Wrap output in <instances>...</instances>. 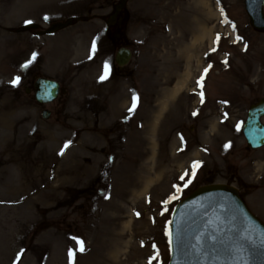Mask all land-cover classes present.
<instances>
[{"label": "rangeland", "instance_id": "rangeland-1", "mask_svg": "<svg viewBox=\"0 0 264 264\" xmlns=\"http://www.w3.org/2000/svg\"><path fill=\"white\" fill-rule=\"evenodd\" d=\"M117 1L0 0V264H167L172 209L206 184L264 222V146L241 132L264 97V33L243 0H127L115 32ZM37 77L63 91L36 103Z\"/></svg>", "mask_w": 264, "mask_h": 264}, {"label": "water", "instance_id": "water-1", "mask_svg": "<svg viewBox=\"0 0 264 264\" xmlns=\"http://www.w3.org/2000/svg\"><path fill=\"white\" fill-rule=\"evenodd\" d=\"M119 0L112 24L124 7ZM264 0H244L250 25L264 32ZM71 20L56 22L41 33L50 34L66 27ZM33 28L31 24L24 28ZM130 51L121 48L115 56L117 65L126 64ZM39 102L53 100L58 83L39 79L36 82ZM264 97L249 106L242 132L251 148L264 145ZM168 264H264V224L246 207L238 190L227 184L200 186L182 199L174 208L170 222V260Z\"/></svg>", "mask_w": 264, "mask_h": 264}, {"label": "snow or ice", "instance_id": "snow-or-ice-1", "mask_svg": "<svg viewBox=\"0 0 264 264\" xmlns=\"http://www.w3.org/2000/svg\"><path fill=\"white\" fill-rule=\"evenodd\" d=\"M24 22H25V23H31L32 21L26 20V21H24ZM237 39H240V38L237 37ZM218 40H219V36H217V41H218ZM92 50L95 51V41H93ZM212 50L214 51L215 49L213 48ZM32 55H33V58H35L36 53H33ZM28 63H31V60H29ZM24 66L26 67L27 65H24ZM104 67H105V75H102V76L100 77L101 80H103V79L106 78L107 70H108L107 62L105 63V66H104ZM209 67H211V65H209ZM207 71H208V68H205V69H204V72L207 73ZM18 80H19V77H17L16 79H14V80L12 81V83H13V84H16V83L18 82ZM202 80H203V76H201L200 80L197 81V85H198V86H202V85H201V81H202ZM136 101H137V97L135 96V94H133V103H132V107H130V108L128 109L129 112H132V111L134 110V108L136 107ZM201 102H203V93H202V92H201ZM193 114L195 115V113H193ZM69 143H70V142H65V145H64V146L67 147ZM225 147L227 148L228 145H225ZM199 164H200L199 161H194L193 164H192V168H193L192 176H193V177L195 176V169L199 166ZM187 175H188L187 172H185L184 175H181V176H180V180H181V181L185 180V178H186ZM188 183H191V180H190V179L188 180ZM184 186L187 187V184H185ZM173 187H177V186H176V185H173ZM176 198H177L176 196H171L169 199H176ZM164 203H168V201L166 200V201H164ZM136 215H139V213H136ZM18 255H19V254H18ZM71 256H72V252H71V250H69V257H70V259H71Z\"/></svg>", "mask_w": 264, "mask_h": 264}, {"label": "bare ground", "instance_id": "bare-ground-1", "mask_svg": "<svg viewBox=\"0 0 264 264\" xmlns=\"http://www.w3.org/2000/svg\"><path fill=\"white\" fill-rule=\"evenodd\" d=\"M200 33H201V34H200L201 36H204L205 34H207L206 31H205L204 29H202V31H201ZM190 53H191V52L188 53V54H189L188 57L190 56ZM188 60H189V59H188Z\"/></svg>", "mask_w": 264, "mask_h": 264}, {"label": "flooded vegetation", "instance_id": "flooded-vegetation-1", "mask_svg": "<svg viewBox=\"0 0 264 264\" xmlns=\"http://www.w3.org/2000/svg\"><path fill=\"white\" fill-rule=\"evenodd\" d=\"M1 24V23H0ZM0 27H2V28H0V29H4V27H3V25H0ZM30 85V87H32L33 86V83H32V81H31V83L29 84ZM33 88V87H32Z\"/></svg>", "mask_w": 264, "mask_h": 264}]
</instances>
